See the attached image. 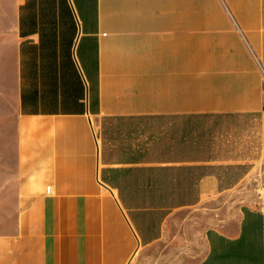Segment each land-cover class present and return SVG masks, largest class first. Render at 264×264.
Segmentation results:
<instances>
[{"label": "crops", "instance_id": "obj_1", "mask_svg": "<svg viewBox=\"0 0 264 264\" xmlns=\"http://www.w3.org/2000/svg\"><path fill=\"white\" fill-rule=\"evenodd\" d=\"M0 264H264V0H0Z\"/></svg>", "mask_w": 264, "mask_h": 264}, {"label": "rangeland", "instance_id": "obj_2", "mask_svg": "<svg viewBox=\"0 0 264 264\" xmlns=\"http://www.w3.org/2000/svg\"><path fill=\"white\" fill-rule=\"evenodd\" d=\"M256 186H257V184H256V182H255V180H250L249 182H248V187L251 189V195L253 196V197H255V196H257L255 193H256V191H255V188H256Z\"/></svg>", "mask_w": 264, "mask_h": 264}, {"label": "built area", "instance_id": "obj_3", "mask_svg": "<svg viewBox=\"0 0 264 264\" xmlns=\"http://www.w3.org/2000/svg\"><path fill=\"white\" fill-rule=\"evenodd\" d=\"M48 191L51 192V187H48Z\"/></svg>", "mask_w": 264, "mask_h": 264}]
</instances>
